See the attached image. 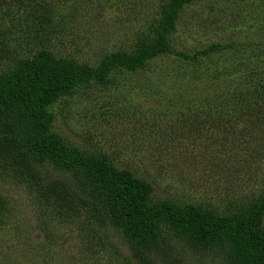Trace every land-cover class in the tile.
I'll list each match as a JSON object with an SVG mask.
<instances>
[{"label": "rangeland", "instance_id": "rangeland-1", "mask_svg": "<svg viewBox=\"0 0 264 264\" xmlns=\"http://www.w3.org/2000/svg\"><path fill=\"white\" fill-rule=\"evenodd\" d=\"M172 1L0 0V75L39 55L95 71L44 108L46 135L145 182L151 203L217 216L256 210L264 233V138L246 142L242 122L203 112L226 75L264 70V0H190L176 11L168 52L133 69L101 68L109 56H137ZM10 128L0 124V264H141L89 199L75 200L73 172L25 162L31 126ZM139 247L144 264H232L226 243L198 246L161 221Z\"/></svg>", "mask_w": 264, "mask_h": 264}, {"label": "trees", "instance_id": "trees-1", "mask_svg": "<svg viewBox=\"0 0 264 264\" xmlns=\"http://www.w3.org/2000/svg\"><path fill=\"white\" fill-rule=\"evenodd\" d=\"M189 1L173 0L169 4L162 14L159 33L137 56H109L103 60L101 68L133 69L159 53L168 52L166 35L173 28L177 9ZM259 68L261 66L254 63L234 70L236 74L226 75L229 77L225 91L203 103V112L207 116L219 121L242 122L241 132L247 137L246 142L260 143L264 138V70ZM95 77L96 72L85 66L51 62L41 55L32 57L24 68L0 75L1 126L8 127L11 133L10 126L14 123H28L33 129L24 140L25 162L33 165L48 160L57 170L73 172L76 191L83 195L79 198L77 193L73 194L75 200L83 204V201L87 202L86 198L89 199L101 221L118 231L125 241L136 245V259L141 264L145 261L139 242L154 238L159 221L201 247L226 243L231 251L232 264H264V233L257 230L256 210L240 217L217 216L193 206L179 208L165 201L151 203L145 182L115 168L102 155L78 151L59 138L44 133L50 119L44 108L73 85ZM10 136L16 141L14 135ZM47 185L57 188L51 182L45 187ZM57 189L63 193L70 190L61 182ZM259 202L264 209V195Z\"/></svg>", "mask_w": 264, "mask_h": 264}]
</instances>
